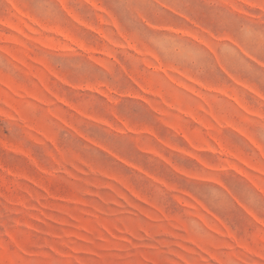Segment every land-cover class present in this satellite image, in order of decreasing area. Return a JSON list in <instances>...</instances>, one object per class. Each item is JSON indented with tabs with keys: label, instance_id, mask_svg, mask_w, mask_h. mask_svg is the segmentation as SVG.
I'll use <instances>...</instances> for the list:
<instances>
[{
	"label": "rangeland",
	"instance_id": "obj_1",
	"mask_svg": "<svg viewBox=\"0 0 264 264\" xmlns=\"http://www.w3.org/2000/svg\"><path fill=\"white\" fill-rule=\"evenodd\" d=\"M0 264H264V0H0Z\"/></svg>",
	"mask_w": 264,
	"mask_h": 264
}]
</instances>
